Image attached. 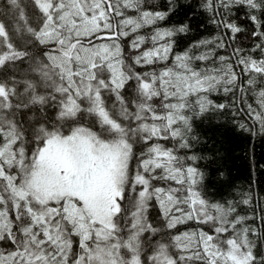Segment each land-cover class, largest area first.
<instances>
[{
  "label": "snow or ice",
  "instance_id": "6c2138e0",
  "mask_svg": "<svg viewBox=\"0 0 264 264\" xmlns=\"http://www.w3.org/2000/svg\"><path fill=\"white\" fill-rule=\"evenodd\" d=\"M8 3L0 264H264L256 181L211 202L202 157L181 153L210 111L235 107L252 121L240 129L264 134V0ZM194 28L206 34L182 46Z\"/></svg>",
  "mask_w": 264,
  "mask_h": 264
},
{
  "label": "trees",
  "instance_id": "16d2710c",
  "mask_svg": "<svg viewBox=\"0 0 264 264\" xmlns=\"http://www.w3.org/2000/svg\"><path fill=\"white\" fill-rule=\"evenodd\" d=\"M4 1L1 0L0 5ZM20 1L22 6L29 2V0ZM178 11L179 15L175 16L176 21L185 18L186 12L191 15L187 8ZM205 34L202 28H194L193 33L182 40L181 45L187 46L189 42ZM3 71L4 69H0V74H3ZM214 96H216L215 103H233V98L230 96L217 93ZM235 112V107H230L222 112L210 111L195 115L192 120L191 147L195 155L202 157L197 161V165L204 173L202 190L211 202L238 201L242 192L252 188L250 177L256 181L255 192L264 195L261 192L264 186L259 184L261 174L250 170L248 161V155L252 153L256 160L264 163V134H255V129L253 134L240 129L238 123L251 124L252 121H248L242 114L234 117ZM239 210L241 214L249 211L243 205ZM190 226L195 227L189 222V225H179L178 230L182 231Z\"/></svg>",
  "mask_w": 264,
  "mask_h": 264
},
{
  "label": "rangeland",
  "instance_id": "374dc122",
  "mask_svg": "<svg viewBox=\"0 0 264 264\" xmlns=\"http://www.w3.org/2000/svg\"><path fill=\"white\" fill-rule=\"evenodd\" d=\"M3 8L4 9L6 8V10H4ZM15 12H16V9L10 3H8V0H5L4 2L1 3L0 13L2 15H5L7 19H10L12 22H15Z\"/></svg>",
  "mask_w": 264,
  "mask_h": 264
},
{
  "label": "bare ground",
  "instance_id": "6f19581e",
  "mask_svg": "<svg viewBox=\"0 0 264 264\" xmlns=\"http://www.w3.org/2000/svg\"><path fill=\"white\" fill-rule=\"evenodd\" d=\"M1 6V5H0ZM20 6L21 8H23L24 6H22V1H20ZM4 9V8H3ZM25 11H27V8H25ZM0 20H3L6 25L8 24H15L14 22H12L10 19H7V17L5 15H2L0 13ZM3 74H6L5 73V70L3 71ZM215 93H213L209 98L213 100V102L215 103L216 102V96H214ZM218 103V102H217ZM183 152H187L188 155H192L194 154V150H193V147H191L190 149H187V150H181V153Z\"/></svg>",
  "mask_w": 264,
  "mask_h": 264
}]
</instances>
